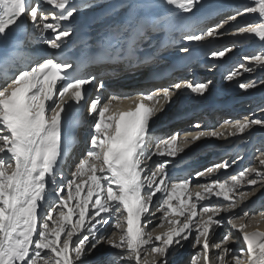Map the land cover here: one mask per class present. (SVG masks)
<instances>
[{"label":"snow or ice","instance_id":"1","mask_svg":"<svg viewBox=\"0 0 264 264\" xmlns=\"http://www.w3.org/2000/svg\"><path fill=\"white\" fill-rule=\"evenodd\" d=\"M202 6V0L130 3L128 18L105 28L99 55L89 62L136 68L147 62L135 53L152 32L179 25L183 40L204 42L223 35L221 29L238 17L253 15L256 22L237 26L232 35L260 46L243 57L248 64L239 68L264 71V0H248L214 27L185 32L191 27L189 18ZM158 7L170 10L153 15ZM77 12L72 0H0V264H170V257L193 237L199 252L192 264H264V229L249 227L264 221V210L259 219L234 211L238 201L264 188V147L256 149L253 165L227 179L212 178L230 167L227 162L196 172L197 178L210 182L195 189L190 179L169 176V159L155 167L149 163L154 155L177 157L203 137H235L256 126L264 128V108L260 118L225 121L223 130L153 137L151 122L174 95L186 91L203 95L211 81H180L104 98L99 94L104 80L85 73V65L74 64L65 51L73 30L61 22ZM29 25L33 30L29 41L38 34L47 46L43 54L25 52L16 38ZM231 50L213 51L211 56L224 57ZM239 75L233 70L226 79ZM259 83L264 85V80ZM86 85L97 92L94 97ZM256 86L255 80L238 85L243 90ZM123 101L129 102L126 108L120 106ZM85 106L93 116L89 147L65 180L61 161L70 156L74 113ZM245 186L252 190L242 191ZM222 213L230 231L214 242L215 230L225 223ZM157 214L158 222L148 231ZM110 221L115 231L108 235L102 229ZM232 242L240 244L238 251L229 246ZM105 245L117 250L114 257L101 251Z\"/></svg>","mask_w":264,"mask_h":264},{"label":"bare ground","instance_id":"2","mask_svg":"<svg viewBox=\"0 0 264 264\" xmlns=\"http://www.w3.org/2000/svg\"><path fill=\"white\" fill-rule=\"evenodd\" d=\"M155 2H158V0L155 1ZM247 2H248V0H210L206 6H202L198 11H196L195 15H193V16H191L189 18V14H187V16L189 18V23L191 24V27L186 28L184 31L188 32V33H195L194 31H199L200 29L206 28L205 25H207V24H209L208 27H212L213 22L221 20V18L224 17L225 15H227L229 12L233 11L238 6H243ZM46 7H47V5H46ZM159 9H160V14L159 15H167L169 10H170L169 7H159ZM176 11H178V10H176ZM110 15L111 14H105L104 16L100 15L98 17L97 21H101V23H102V20L110 17ZM183 15H184V13H181L182 17H183ZM250 22H256V17L253 16V15H248V16H246V18H244L243 20L240 21V23L242 25H244L246 23H250ZM236 23H237V21L236 22H232L231 25H225V26H227V28L221 29V31L223 30L222 31L223 35L217 36V37H215L213 39H218V38L226 39L227 37L231 38V39H236L232 35V33L236 30V27H237V25H235ZM202 25H204V26H202ZM229 26H231V27H229ZM178 27H179V25H176L174 38L178 39V37L180 36L181 40L179 41V39H178L179 42L176 43V44H178V45H176V48H185V46L190 44L191 42L185 41V40L182 39V33H181L180 30H177ZM90 30L93 31V37H99L102 34L101 29L99 27H97L95 24L91 25ZM226 30H228V31H226ZM176 34H178V36ZM225 41H228V40H225ZM243 41H244L243 43H240L239 46H235V48H232L231 52H228V53L229 54L230 53H232V54L235 53L234 55H236L238 57H241V56H243V55H245V54H247L249 52H253V51L257 50L260 47L258 43H252V42H250L248 40H243ZM235 43H237V42H235ZM235 43H232V44H235ZM218 47H219V45L215 49L218 50L217 49ZM236 52H239V55ZM232 54H230V55H232ZM209 55L210 54H206L205 57H207V58L205 59V61L212 60L209 57ZM236 56H235V58H236ZM230 57L225 58V59L230 60ZM233 60H234V58H233ZM219 64H221V63L219 62ZM99 68H100V66H89V67H87L85 69V73L94 74L95 72H97L96 69H98V71L100 70ZM110 68H113V67L111 66ZM214 68L216 69L217 67H214ZM103 69H105V68H103ZM114 69L116 71H118V73L124 71L123 67H117V68H114ZM207 69H204V70L207 71ZM128 70H133V68L128 69ZM196 70L199 71V69H196ZM200 70H202V68H200ZM149 72H151V70H149V69L145 70V73H149ZM263 73H264V71L259 70V69L253 71L251 74H248L251 78L247 79V82H251L249 80H252V79L255 80V79L259 78V76L261 74H263ZM206 76L207 75H197L195 78H192L190 76L188 78H182L181 80H179V82L180 81H193V82H196V83L207 82L208 80H206V78H207ZM262 80H264V79L262 78ZM111 83H119L118 84L119 86H123L126 89L132 88V86H130V85H128V86L126 85L125 86L126 82H125L123 76H119L117 79H115ZM161 85L162 84H153V86H158V87H162ZM263 86L264 85L260 84V86L257 87L258 89L255 88V89H257L255 93L246 91V93L248 92L247 93L248 96L247 95H246V97L244 96L245 98H242L241 103L243 104V102L248 100V98H250L253 95L252 93L256 94V96L255 95L252 96L253 97V98H251L252 101H257L258 100L257 101V105L259 103L263 102L264 101V87ZM125 88H122V89H125ZM260 89H263V90L258 91ZM241 93H243V92H241ZM89 94L92 96V93H89ZM107 94H108V92L106 91L105 92V96ZM181 94L183 95V98L179 97L178 94L174 95L173 96V103L167 104L166 107H165L164 112L162 114H159L158 117L155 118L151 122L150 132H151V135L153 137L166 138L167 136L171 135L174 132H180L181 133V138H182L183 135H185V134H191V133H195L197 131L215 129L213 126H214V124L216 122H218L220 120L221 117L225 118L224 121H228V120H233L234 121V120L241 119L239 117H241L240 116L241 114L243 115V113L240 111L242 109H240L239 111H237V110L233 111L234 110L233 106H226L224 103H220V105H221V109L220 110L215 109V108L207 107L205 110L209 111L207 113L208 116L205 115V116L200 117L201 115L199 116V114H200L201 110L205 108L204 105L203 104H199V105L191 104V105H189L190 112H185L182 109L177 111V114L182 116L183 119H178L177 121H173L172 120L171 122H167L166 118H167L168 115L166 114V112L167 113L168 112L171 113L173 111L172 107L175 104H179L180 100L186 101V99H184V98L185 97L187 98L189 96V94H191L190 95L191 97L188 98L187 100H196V101H198V100L201 99L200 98L201 95H198V94H195V93H191L190 91L181 92ZM194 94H195V96H194ZM242 96L243 95H241V97ZM238 99L240 100V98H238ZM124 103H128V101H123L121 104H124ZM241 103L238 102V104H236V106L237 107L241 106ZM182 105H184L182 107L184 109L186 105L184 103H182ZM208 105H209V103H208ZM208 105H206V106H208ZM252 106H255V105H252ZM84 113L85 114L88 113L87 110ZM163 114H166V116L164 118H161L163 116ZM185 117H188V120H185ZM243 117H245V116H243ZM192 119H194V122L190 123L188 126H185L184 123L189 122ZM209 119H211V122H210V124H207V120H209ZM81 121H82V125L72 135V143L71 144L73 145V147L70 150V156L67 159V162H65V165L67 167H74V165H72V162L74 160L79 161V159L84 155L86 148L89 147L88 142H86L85 139L82 138L81 132H82V130H87V137H88V133H89L90 129L87 128V125L90 122H88L85 118H82ZM92 121H93V118H92ZM161 124H165V125H162L161 127H159ZM197 125H199V127H196ZM219 128L217 130H223L224 122H223V126L220 129ZM256 128H258V127L256 126L254 129H256ZM244 136H246V134H244L241 138H243ZM230 137H231L230 135L225 134V135H222L220 137H203V138H201L199 141H196L194 144H192L187 149H185L184 152H186V154L183 157H186L187 154H188V150L194 148L200 142L209 143L210 144L209 148L200 151L198 154H196V156H194V157H192L190 159H186V158H183V159H180V160L176 159L182 153H180L177 157H174V158H172V157H161V156H158V155H154L152 157V160L149 163L151 164L152 167H155V165L160 163L163 159H169V161H170V163L168 165L169 176L173 180L190 179L191 180V184H192L193 188L195 189L199 185H204V184L210 182L209 178H197L195 176V171H194V175L189 176V174H191L192 171L197 168L196 166H193L195 163H198V165L202 166L203 164H205V162L207 160H210L209 159L210 155L205 156L208 151H210V150L216 151V148L225 146L226 149H229V147H231L230 150L228 151V153L230 155L231 154L233 155L236 152L237 153L240 152L241 148L239 149V144L243 143L244 140H241V138H240L238 141H236L238 145L236 144L235 146H232L235 143V138L236 137H234V138H230ZM251 137H253V135H251ZM216 142H219L220 144L218 146H216ZM259 143L254 141L253 143L250 144V148L252 146H254L253 147V154H255L256 148L262 147L264 145L263 141L259 142ZM246 145H248V144H246ZM150 147L152 149L155 148V141H153V143L150 145ZM223 152L224 151H221V153H223ZM230 155L227 154V158L226 159H228V157L230 159ZM196 157H198V159H196L197 161L196 162L194 161L195 163H193V160ZM199 158H201V159H199ZM214 160L215 159H211V163H209L208 166L202 167L201 169H198V171H203L205 168L211 167L214 164H222L223 161H224V159H221L219 161H214ZM248 164H252V165L254 164V161L252 160V157H247V159L242 164H240L239 166H234L233 168H228V169H220L217 173L214 174V176L212 178H218V179H221V180L227 179L231 175H234L237 172H239L240 170L244 169L245 167H248ZM182 166H186V168H185V170L183 172L180 169V167H182ZM190 166H193V167L190 168ZM70 176H71V173L68 174V175H65L63 178L66 180ZM257 179H259V178L257 177ZM249 188L250 187L245 186L241 190L242 191H249ZM263 189L264 188H262L259 191L255 192L254 195H252L248 200H246L248 202L246 204H244V205H243V203L238 201L237 202L238 203V207L234 211L238 215H242L243 212H249L250 214H255L256 218L259 219V215H258L259 212L264 210V200H263L264 197L261 196L262 192H263ZM258 194H259V197H258V201L259 202L255 203V199L254 198ZM201 203H204V202H201ZM212 203L213 204L216 203L215 198H213ZM254 205H256L255 208H253ZM221 216L225 220L224 228L229 232L230 231V226L229 227L227 226V215L222 213ZM152 219H153V225L149 226L148 231H152L155 223L158 222V220H159L158 214H157L156 217H153ZM113 223H114V221H110L108 225L104 226V229H102V231H104L105 234L110 235L111 230L115 231L114 227L112 226ZM257 226L260 227L261 229H264V221H261V223L259 225H256L254 223L249 225L250 229L253 228V227H257ZM155 231L158 232V231H160V229L157 228V229H155ZM233 235H235V233H233ZM229 246L231 248H233L234 250H236V249H238L240 247V244L238 242H232V243H230ZM102 250H104V251H102L103 253H106L107 255L112 256V257L115 256V252L117 251L115 249L109 248L107 245L103 246ZM148 258L151 259L150 252H149V257ZM201 264H202V262H201Z\"/></svg>","mask_w":264,"mask_h":264},{"label":"rangeland","instance_id":"3","mask_svg":"<svg viewBox=\"0 0 264 264\" xmlns=\"http://www.w3.org/2000/svg\"><path fill=\"white\" fill-rule=\"evenodd\" d=\"M248 3V2H247ZM242 6H238L237 8H235L233 11L229 12L227 15H225L224 17L221 18V20H218V21H215L213 22L212 24V27H214L216 24L220 23L223 19H225L226 17L230 16V15H233L235 13V10L238 9V8H241ZM235 15V14H234ZM246 16L248 15H244L242 17H238L237 18V23L235 25L237 26H240L242 25L240 23L241 20H243L244 18H246ZM212 18V17H211ZM236 21H233V22H236ZM232 22L228 25H231ZM209 24L205 25L206 28L208 27ZM204 26V25H202ZM231 27V26H229ZM199 28V27H198ZM224 28H227V26H225ZM237 28V27H236ZM197 29V28H196ZM223 31V30H222ZM228 31V30H226ZM195 33H198V31H194ZM224 42L221 44L220 47H218L217 49L218 50H224L225 48H235L233 47V45L235 46H239V42L235 43V42H231V41H225V40H228L227 38L226 39H223ZM232 43H235V44H232ZM239 48V47H238ZM259 48L253 52H249L245 55H251L253 54L254 52L258 51ZM213 51H217L216 49H213ZM238 55H239V52H236ZM229 53H227L224 57H213L214 60L211 61V62H208L206 64H203V65H200L199 67L202 68V71H200L201 73H198L199 75L200 74H204V75H207L206 77V80L208 81H211V84L209 86V89L207 92H205L203 95L200 96V100L196 101V100H192V101H196L197 103L199 104H203L204 105V109L202 110L204 112L202 116H205L207 115L208 116V110H205L207 107H210L212 104H217V103H224L226 104L227 102L224 101V98H230L232 99H237L239 96L243 95V94H246L248 95L247 93L248 92H256V90L258 89L257 87L260 86V83L259 81L262 80V78L264 79V73L261 74L259 76V78L255 79V81H257V86L253 89H248V90H243V89H240L238 87L239 83H246L247 82V79L251 78L248 74H251L252 72H245L243 69L239 68V65L241 63H244V64H248V62L244 61L243 60V56L241 57H238L232 53V55H228ZM231 56V57H230ZM236 56V58H235ZM212 57V56H211ZM230 57V60L228 59H225V58H228ZM234 58V60H233ZM217 59V60H216ZM216 60V61H215ZM233 60V61H232ZM222 61V62H221ZM219 62L221 64H219ZM214 65V66H213ZM218 65V66H217ZM208 69H207V68ZM214 67H218L217 69H215ZM212 68V69H211ZM204 69H207L204 70ZM204 70V71H203ZM233 70H237L241 73V75L235 77L233 80H228L226 79L227 75L233 71ZM257 72V71H256ZM217 77V78H216ZM254 79L252 80H249V81H253ZM246 81V82H245ZM259 84V85H258ZM264 87V86H263ZM262 87V88H263ZM243 90V91H242ZM255 90V91H254ZM263 89H260L258 91H261ZM246 91H248L246 93ZM243 92V93H241ZM252 93V94H254ZM239 94V95H238ZM256 96V94H254ZM195 96V94H194ZM191 96L187 97V98H190ZM251 98L253 97H250L248 100H246L245 102H243V104L241 103V100L240 101H237L235 103H230L232 105H236L239 103H241V106L239 107H235L234 109L239 111L240 110L243 115L241 114L239 118H243V116H249L250 118H260L261 117V114H260V109L264 108V101L259 103L257 105V101H252ZM186 99V98H185ZM209 103V105H208ZM208 105V106H206ZM231 105V106H232ZM252 105H255V106H252ZM257 105V106H256ZM222 118V119H221ZM220 120L218 122H216L214 124V128L217 130L219 127L221 128L223 126V121H224V117H221ZM178 119H183L182 116L180 115H171L167 120V122H171L172 120L173 121H177ZM185 120H188V117H185ZM196 120V119H195ZM211 120H209L208 122H210ZM194 122V119H192L191 121L189 122H186L184 123L185 126H188L190 123ZM258 128L256 129H253L250 133H246V136H244L243 138H241L243 135H237L235 136V143L232 145V146H235L237 144L236 141H238L240 138L241 140H244L243 143H240L239 144V149H240V152L239 153H234L233 155L229 154L228 151L230 150L231 147H229V149H226L225 146L224 147H219V148H216V152H221V151H224L225 154H223L222 156H220L219 158H216L214 161H219L221 159H224L223 163L226 161L230 167L229 168H233L234 166H239L240 164H242L246 159L247 157H252V160L254 161V158L255 156L257 155V152H255V154H253V147L252 146L250 148V144L253 143L254 141L256 142H264V128H260L259 126H257ZM219 128V129H220ZM250 135V136H249ZM251 135H253V137H251ZM256 135V136H255ZM247 137V138H246ZM230 138H234L233 136H231ZM250 140V141H249ZM253 141V142H252ZM248 144V145H246ZM260 144V143H259ZM238 145V144H237ZM246 145V146H245ZM264 147V145L262 146ZM262 147H258V148H262ZM256 148V149H258ZM202 151V150H201ZM210 151H214V150H210ZM208 151L206 153L205 156H208L209 152ZM251 151V152H250ZM200 151H197L195 153H193L192 155H190V157H193L195 156L196 154H198ZM213 153V152H212ZM208 154V155H207ZM227 154L230 155V159L228 157L227 158ZM220 155V153H219ZM237 157H239V159H237ZM210 158V157H209ZM201 159V158H199ZM228 160V161H227ZM213 161V160H212ZM233 161H236L235 164H233L232 162ZM209 163H211V160H207L205 162V164H203L202 166H199L194 169L191 173V176L194 175V171L195 173L198 172V169H201L202 167H206L209 165ZM252 163V162H251ZM252 164H248V167L251 166ZM247 168V167H245ZM252 189L249 188V191H251ZM264 197V189H263V192H262V195ZM258 197H259V194L254 198L255 199V203H258ZM264 200V198H263ZM248 201H244L242 202L243 205L246 204ZM154 203H158V200H154ZM242 206V205H241ZM256 205L253 206V208H255ZM158 217H159V214H158ZM227 226L229 227V225L227 224ZM114 230H111V233L113 232ZM110 233V234H111ZM226 233H228V231L224 228V225L222 227H219L215 230L214 234H213V241H218L220 240ZM193 244H194V237L193 238H190L187 242L184 243V246L183 248L179 249L176 253H174L173 256L170 257V264H192V260L194 257L197 256V253L199 252V248L197 247H193ZM239 249V248H238ZM238 249H236L238 251ZM101 251H104L101 249ZM213 255H215V253H213Z\"/></svg>","mask_w":264,"mask_h":264}]
</instances>
